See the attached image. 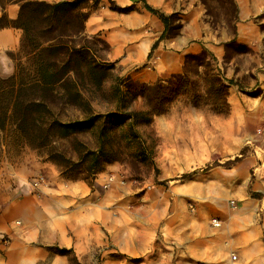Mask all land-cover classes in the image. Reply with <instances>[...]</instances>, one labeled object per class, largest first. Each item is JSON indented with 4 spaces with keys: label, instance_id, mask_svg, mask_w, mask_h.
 Wrapping results in <instances>:
<instances>
[{
    "label": "crops",
    "instance_id": "1",
    "mask_svg": "<svg viewBox=\"0 0 264 264\" xmlns=\"http://www.w3.org/2000/svg\"><path fill=\"white\" fill-rule=\"evenodd\" d=\"M109 1L134 9L114 12ZM197 1L144 0L165 15L187 13L181 34L163 39L153 51L163 25L141 0H101L84 33L100 34L109 61L132 67V79L152 84L181 73L184 56L198 54L202 47L211 46L220 61L221 48L203 35L200 12L189 10L199 7ZM234 2L235 41L252 46L257 63L250 71L226 69L227 80L252 75L251 82L227 88L229 113L223 121L235 131L225 138L233 155L203 174L193 171L189 179L179 180L183 184L178 188L148 194L144 199L156 203L134 210L121 203L123 195L115 188L102 191L101 178L91 186L52 174L33 186L36 171L24 165L7 179L0 200V264H69V254L54 249L70 252L77 264H89L93 253L99 255L97 264H264V20L257 19L264 0ZM20 3L0 7V17L14 21ZM20 38L18 29H0L1 78L14 72L8 53L17 51ZM252 89L262 95L247 96ZM212 218L220 221L219 227L211 225Z\"/></svg>",
    "mask_w": 264,
    "mask_h": 264
},
{
    "label": "rangeland",
    "instance_id": "2",
    "mask_svg": "<svg viewBox=\"0 0 264 264\" xmlns=\"http://www.w3.org/2000/svg\"><path fill=\"white\" fill-rule=\"evenodd\" d=\"M0 1L6 3L9 0ZM196 4L199 6L196 10H189L200 12V27L207 43L221 48L220 61H216L217 67L219 63L222 65L218 67L220 77L227 80V67L233 73L250 71L257 61H254L252 46L235 41L237 9L234 0H198ZM174 14L178 15L179 21H174L172 26L181 25V34L188 21L187 13ZM257 19L264 20V11ZM260 28L264 33V22ZM101 40L87 36L85 42L96 50L97 58L104 64L105 73L100 86L84 84L77 87L81 91L80 101L87 102L91 113L100 118L88 130L65 139H53L41 147L30 145L16 130L13 121L8 120L5 129L0 131V200L7 179L24 165H27L26 169H35L37 175L32 178L34 180H46L55 174L69 181L71 177L83 175L75 169H60L51 159L56 158L64 165L56 157L61 156L65 161L81 164L78 160L81 152L103 149L102 158L106 163L102 172L85 182L94 186L95 179L101 178L102 191L115 188L116 193L123 195L121 203L134 210L139 204L156 203L144 199L148 194H156L158 190L165 191L169 187L178 188L183 184L179 181L182 175L193 171L203 174L209 165L215 166L233 155L225 138L235 131L223 121L229 113L226 90L224 96L213 87L210 75L203 68L192 67L179 77L169 76L152 84L143 83L131 78L132 67L107 59V45ZM91 57L88 53L79 58L84 70L91 65ZM11 62L14 71L16 65L29 68L21 52H16ZM251 78L249 72L229 80L243 86L251 82ZM153 85L158 87L145 91L144 97L134 96L135 90ZM117 87L120 88L118 92L115 91ZM245 94L253 97L262 95V92L252 89ZM81 102L74 105L56 101L51 110L59 122L83 120L88 114L85 113L86 104ZM133 112L140 114L135 121L130 119ZM109 179L112 181L108 184ZM230 205L233 207L234 202L231 201ZM98 261L99 255L93 253L89 264H97ZM69 264H77L70 253Z\"/></svg>",
    "mask_w": 264,
    "mask_h": 264
},
{
    "label": "trees",
    "instance_id": "3",
    "mask_svg": "<svg viewBox=\"0 0 264 264\" xmlns=\"http://www.w3.org/2000/svg\"><path fill=\"white\" fill-rule=\"evenodd\" d=\"M11 1L17 0H9L6 3ZM19 1L21 3L17 18L10 21L2 15L0 29L14 28L21 31L19 47L17 51L9 52L8 57L13 60L16 52H21L29 68L24 69L16 65L11 76L0 77V131L5 129L8 120H12L16 130L30 145L41 147L53 139H65L88 130L100 118L91 113V107L87 102L80 101L81 91L77 87L84 84L99 87L105 73L104 64L97 58L96 50L85 45L87 36L84 33L86 20L99 8L101 0H61L57 3ZM141 2L143 8L156 16L163 25L162 34L151 48L153 51L163 39L176 38L180 34L181 25L172 26L174 21H179L178 15H165L149 7L144 0ZM6 3L0 1V7L3 8ZM108 7L109 10L118 13H127L134 9L133 6L119 7L112 1H109ZM95 37L101 40L100 34ZM88 53L92 55V63L84 70L80 66L79 58ZM150 58L151 54L147 59ZM216 61L213 53L206 47H202L198 54L185 55L181 73L171 76L179 77L192 67L203 68L210 75L212 86L216 87L219 92H223L225 96V90L227 94V88L235 84L232 80L220 77ZM153 87L158 86H144L143 89L135 90L134 96L144 97L145 91ZM115 91H120V88H115ZM56 101L66 104L70 102L74 105H80L79 102L86 104L85 113L88 116L83 120L59 122L51 110V106ZM139 115L138 112H133L130 114V119L135 121ZM102 156L103 149H99L81 152L78 156L81 164L65 161L61 156L56 157L64 165L58 163L56 158L51 161L60 169H75L83 175L70 179L77 180L78 178V180L87 181L88 178L102 172L106 163ZM208 168L206 167L205 170ZM60 174L64 177L62 170ZM194 174L195 172H191L182 175L181 179H189ZM54 250L61 255L70 253L66 250Z\"/></svg>",
    "mask_w": 264,
    "mask_h": 264
},
{
    "label": "built area",
    "instance_id": "4",
    "mask_svg": "<svg viewBox=\"0 0 264 264\" xmlns=\"http://www.w3.org/2000/svg\"><path fill=\"white\" fill-rule=\"evenodd\" d=\"M110 181H112V179L108 180V184L110 183ZM42 182H43V179H38L36 182L33 183V186H37V184L42 183ZM108 184H106L105 187H107ZM210 223L213 227H219L220 225V221L216 218H212L210 220Z\"/></svg>",
    "mask_w": 264,
    "mask_h": 264
}]
</instances>
